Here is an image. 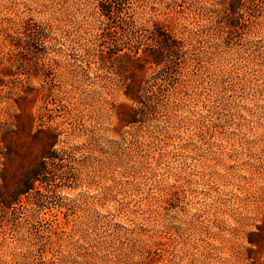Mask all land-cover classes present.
I'll use <instances>...</instances> for the list:
<instances>
[{
    "label": "rangeland",
    "instance_id": "374dc122",
    "mask_svg": "<svg viewBox=\"0 0 264 264\" xmlns=\"http://www.w3.org/2000/svg\"><path fill=\"white\" fill-rule=\"evenodd\" d=\"M0 264H264V0H0Z\"/></svg>",
    "mask_w": 264,
    "mask_h": 264
},
{
    "label": "trees",
    "instance_id": "16d2710c",
    "mask_svg": "<svg viewBox=\"0 0 264 264\" xmlns=\"http://www.w3.org/2000/svg\"><path fill=\"white\" fill-rule=\"evenodd\" d=\"M229 9V12H232V8ZM112 31L113 29L111 27H108L107 29H104L101 34H103L105 37H110L112 35ZM151 38L156 41L157 47H141V49H131V51H125L122 54H116L109 48L106 52L107 55H104L103 58H108L109 60L113 61H119L121 62V68L131 72L147 68L148 65H150V67L160 66L164 62L165 57L168 54L171 41L174 39L169 32L163 29L153 31V35ZM131 98L134 99L135 97ZM35 177L37 176L35 175ZM34 180L35 178L32 179V181ZM25 188V192H28L33 187L31 185H26Z\"/></svg>",
    "mask_w": 264,
    "mask_h": 264
}]
</instances>
